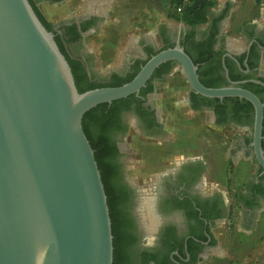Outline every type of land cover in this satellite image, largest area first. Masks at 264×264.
<instances>
[{
    "label": "flooded vegetation",
    "instance_id": "1",
    "mask_svg": "<svg viewBox=\"0 0 264 264\" xmlns=\"http://www.w3.org/2000/svg\"><path fill=\"white\" fill-rule=\"evenodd\" d=\"M65 1L29 0V3L52 25L50 32L60 38L62 49L76 63L78 77L85 85L104 84L114 76L128 79L159 51L183 43L193 58L206 56L201 68L205 82L218 88L228 86L227 74L231 82L240 83V88L264 102V0H261L263 23H245L239 28L237 39H230L231 3H225L211 9L208 21L200 27L192 29L178 23L179 27L173 28L160 23L152 35L135 37L133 51L125 56L121 66L105 73L97 70L95 57L85 46V40L97 32L105 19L103 8L57 20L44 14L45 7L62 5ZM166 63L159 66H162L159 76H153L159 67L153 72L138 94L108 106V121L96 129L108 152L104 156L110 163L108 182L116 194L113 209L122 240L120 264H216L219 261L229 264L227 245L232 231L237 228L252 235L264 212V171L252 152L254 108L248 101L230 97L207 102L191 90L178 97V104L185 112L204 114L213 127L237 131L231 137L232 166L235 168L240 163L253 166L241 187L229 189V181L225 185H211L207 161L185 158L156 178L153 204L157 221L153 230H149L137 208L140 191L126 176L124 143L132 133L149 141H166L165 101L156 85L164 84L178 67L174 62ZM234 215L238 218L235 225L231 220Z\"/></svg>",
    "mask_w": 264,
    "mask_h": 264
},
{
    "label": "water",
    "instance_id": "2",
    "mask_svg": "<svg viewBox=\"0 0 264 264\" xmlns=\"http://www.w3.org/2000/svg\"><path fill=\"white\" fill-rule=\"evenodd\" d=\"M166 62L178 65L193 93L253 106L251 147L264 171V102L227 74L228 86L205 87L177 44L150 57L130 82L79 93L29 1L0 0V264H112L107 197L82 119L138 94Z\"/></svg>",
    "mask_w": 264,
    "mask_h": 264
},
{
    "label": "rangeland",
    "instance_id": "3",
    "mask_svg": "<svg viewBox=\"0 0 264 264\" xmlns=\"http://www.w3.org/2000/svg\"><path fill=\"white\" fill-rule=\"evenodd\" d=\"M261 2L217 0L212 10L225 3H231L230 39H237L239 28L245 23L252 21L263 23ZM101 8L105 12L102 25H107L108 35L103 50L111 55L109 62L102 64L103 61L97 54L98 47L88 44L90 40L94 42L95 36L102 32L101 26L85 40V46L95 57L96 68L100 73L121 66L125 56L133 51L132 41L135 37L152 35L160 23L173 28L179 27L178 23L167 19L166 0H66L62 5L45 7L43 12L49 19L57 20ZM156 90L165 101L164 116L168 128L166 141L160 143L149 141L132 133L124 143L126 176L140 191V202L146 198H154V182L161 173L188 157H199L207 161L211 185H225L229 181V189L241 187L253 166L246 163H240L235 168L232 166L233 154L229 151L231 137L233 134L237 135V131L218 129L212 126L204 114L184 111V107L178 104L180 102L178 97L184 96L190 87L179 67L173 69L172 75L167 77L164 84H157ZM140 202L137 208L140 209L144 225L150 230L156 222L152 224L142 216L145 210L141 208ZM237 219V215H234L231 219L232 224L235 225ZM236 229L232 231L227 245L230 252L229 264H264V212L252 235ZM216 264L227 263L219 261Z\"/></svg>",
    "mask_w": 264,
    "mask_h": 264
},
{
    "label": "trees",
    "instance_id": "4",
    "mask_svg": "<svg viewBox=\"0 0 264 264\" xmlns=\"http://www.w3.org/2000/svg\"><path fill=\"white\" fill-rule=\"evenodd\" d=\"M29 1V0H28ZM167 2V19L172 20L176 23H180L183 24L187 27H190L192 29L200 27L202 25H204L207 21H208V16H209V12L211 9H213L216 4H217V0H188V3L182 8V10L180 12H177L176 9L177 7H179L181 5V0H166ZM31 5V4H30ZM32 9L34 10L36 16L38 17V19L40 20V22L42 23V25L45 27V29L47 31H50V27L52 26L50 23H47L38 13L37 11L33 8V6L31 5ZM83 29L85 30L86 27ZM55 43L58 46L60 52L62 53V55L64 56L65 60L67 61L73 78H74V83L75 86L77 88V91L79 93H83L85 91L88 90H92V89H96V88H102V87H118L121 86L125 83L130 82L135 76L136 74L139 72L140 68L142 67V65L145 64V62H143L140 66V68H138L135 72L134 75H132L131 77H129L128 79H121L118 76H114L112 80H110L107 83L101 84V83H97V84H90V85H85L82 81H80L79 77H78V72H77V65L76 63L73 61V59L66 54V52L62 49L61 44H60V38L58 36L54 37ZM181 46H183V43H181ZM169 47H172L169 46ZM184 52L190 57V59L192 60V62L194 63V65H196L198 67L197 69V75L199 78V81L201 84H203L205 87L208 88H218L217 85L214 84H210L204 81L202 74H201V68L203 63L206 60V56L201 54V55H197L195 58H193L190 54V52L187 50V48H184ZM167 64V63H166ZM176 63L174 62V65ZM163 66V65H162ZM161 66V67H162ZM159 67L153 74L159 76L158 71H160ZM200 98H203L204 100H206L207 102H218V99H207L204 98L200 95H197ZM121 101V100H119ZM119 101H115L112 102L110 105L108 104H103V105H99L97 107H95L94 109L88 111L82 119V129L83 132L93 150L94 153V158L95 161L97 163V167L99 169L100 172V176H101V180H102V184L104 187V191L107 197V205H108V209H109V215H110V219H111V231H112V237H113V241H112V245H113V262L112 264H120V260H121V237L119 235V229H118V220L117 217H115V213H114V209H113V203L114 200L116 198V194L113 191V189L111 188V186L109 185V177H110V163L106 162L104 159V156L106 155V153H108L105 149V146L103 144L102 138H98V136L96 135V129L99 127V125H105V123L108 121V116L110 114V109L108 106H112L113 104L119 102ZM262 140H261V148L264 152V118H263V123H262ZM101 141V143H100ZM247 142H249V140H247Z\"/></svg>",
    "mask_w": 264,
    "mask_h": 264
},
{
    "label": "crops",
    "instance_id": "5",
    "mask_svg": "<svg viewBox=\"0 0 264 264\" xmlns=\"http://www.w3.org/2000/svg\"><path fill=\"white\" fill-rule=\"evenodd\" d=\"M106 27H107V25L106 24H104V25H101V27L100 28H102V32H100L99 33V35L98 36H95V38H94V42L92 41V40H90L89 41V45H95V46H97L98 47V56H100L99 57V59L100 60H102L103 62H102V64H107L108 62H109V58H110V56L111 55H109V52L108 51H104L103 49L106 47V40H107V33H106ZM103 29H105V31L103 30ZM90 39H93V38H90ZM103 46H104V48H103Z\"/></svg>",
    "mask_w": 264,
    "mask_h": 264
},
{
    "label": "bare ground",
    "instance_id": "6",
    "mask_svg": "<svg viewBox=\"0 0 264 264\" xmlns=\"http://www.w3.org/2000/svg\"><path fill=\"white\" fill-rule=\"evenodd\" d=\"M141 208L145 210V212H142L143 213V217L148 219L151 223L153 222H156V219H155V216H154V198L153 197H150V198H146L145 200H142L141 202ZM150 223V224H151ZM152 223V224H153ZM156 224V223H155ZM154 224V225H155ZM153 225V226H154ZM150 226V225H149ZM153 226H151L153 228ZM150 228V230L152 229ZM153 230V229H152Z\"/></svg>",
    "mask_w": 264,
    "mask_h": 264
},
{
    "label": "built area",
    "instance_id": "7",
    "mask_svg": "<svg viewBox=\"0 0 264 264\" xmlns=\"http://www.w3.org/2000/svg\"><path fill=\"white\" fill-rule=\"evenodd\" d=\"M188 3V0H181V5L177 7L176 11L180 12L182 8Z\"/></svg>",
    "mask_w": 264,
    "mask_h": 264
}]
</instances>
